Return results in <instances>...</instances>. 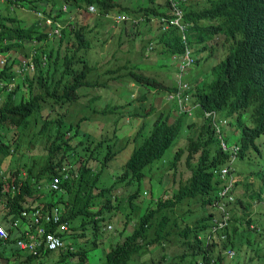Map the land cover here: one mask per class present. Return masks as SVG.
I'll use <instances>...</instances> for the list:
<instances>
[{"label":"trees","instance_id":"16d2710c","mask_svg":"<svg viewBox=\"0 0 264 264\" xmlns=\"http://www.w3.org/2000/svg\"><path fill=\"white\" fill-rule=\"evenodd\" d=\"M62 1L71 5L66 12L56 0H0V55L6 56L0 64V221L13 236L20 232L16 220L26 218L22 211L45 214L58 207L70 224L69 233L76 230V237L84 239L87 223L96 229L99 218L122 220L98 237L106 264H246L242 255L227 258L229 250L238 252L251 236L242 229L250 210L242 200L245 193L240 195L246 185L235 182L228 194H217L224 179L216 170L228 154L218 145L212 120L186 121L177 115L170 122L173 108L162 105L163 94L175 88L172 76L166 72L161 82L143 72L145 64L155 63L154 55L168 60L183 53L177 28H157L137 40L140 54L150 42L154 45L142 65L130 60L133 48L123 47L121 37L95 39L98 23L111 20L98 21L86 10L93 4L99 13L142 16L148 22L151 16L171 15L172 1ZM248 1L256 17L237 27L222 22V30L238 35L235 46L207 79L195 82L191 76L189 83L199 113L214 109L253 127L264 119V0ZM43 14L53 20L56 14L58 33L44 24ZM138 30L136 26L126 32L130 41ZM186 38L191 44L188 32ZM21 55L32 64L24 76ZM128 77L136 89L124 84ZM87 121L89 130L81 127ZM195 125L197 134L192 132ZM131 144L120 172L104 178L106 162ZM239 144L244 141L239 139ZM146 176L150 202L145 208L139 194ZM55 177L57 189L50 183ZM230 201L224 212L220 205ZM126 205L132 210L142 206L139 218L122 213ZM225 215L226 225L211 231L207 247L197 235ZM11 242L0 239V246ZM31 260L26 255L23 261Z\"/></svg>","mask_w":264,"mask_h":264},{"label":"clouds","instance_id":"9594fccd","mask_svg":"<svg viewBox=\"0 0 264 264\" xmlns=\"http://www.w3.org/2000/svg\"><path fill=\"white\" fill-rule=\"evenodd\" d=\"M170 1H172L170 8L171 15L151 16L148 22L147 18L142 16L133 17L130 15L110 14L105 12L99 13L93 4L87 5L86 10L90 14L97 15L99 18L98 21H102L106 18L111 20V22L104 21L98 23L94 31L96 35L104 36L105 39H111L112 37L115 38L116 31L113 30V26L114 24L122 23V30L117 37H121V41L124 40L122 34L127 37L125 41H127L130 47H135V50L133 48L132 54H130V60L142 65L145 64L142 61V58L147 59L152 55L154 45L150 42L142 51V54H140L137 51L140 48V44L137 40L139 38H147L149 35L153 34L157 28L162 31H166L170 28H177L184 43V51L180 55H172L169 58L175 66V70L172 73L175 88L174 90L163 94V98L166 102L163 103L162 108L165 110L173 108V112L169 118L170 122H172L177 115H183L186 121H197L200 118H210L212 120L214 134L218 145L228 154L224 163L216 170L219 172L220 177L224 179L222 187L219 186L217 190V194H220V192L221 196L228 194V188L233 187L235 182L245 184V190H240V195L245 193L250 209L246 212L248 213L251 211L250 214L248 213V217L244 219L242 227V229L247 228L249 234H251L250 237L245 239L248 241L246 243L248 247L244 245V247L238 252L233 249L229 250L227 258H231L234 255H242L245 251L252 249L253 255H242L243 263L252 264V262L257 260V264H264V239L259 238L258 240H255L258 235L261 236L264 229V138L260 140V137L264 136V119L256 126L252 127L248 122L237 123L234 119L222 115L214 109L210 111L201 109L199 113L197 110L200 109V105L194 101L192 96L193 90L189 83L191 76L194 78L195 82H202L207 79L211 74V68L225 57L226 52L230 48L235 46L236 41L238 40V35H229L226 31L221 29V23L225 22L232 27H237L240 21L244 19L250 20L253 19V17H256L255 11L248 0ZM56 2L57 7L63 12H66L68 6H71L62 0H56ZM40 18H42L44 24L51 28L52 33H58L60 24L57 22L56 14L53 16L54 20L44 14L43 16L41 15ZM136 26L139 27L136 38L135 40L130 41L126 32L131 28L135 29ZM148 26H153L154 29L151 30ZM124 27H126L127 30L123 31ZM186 32H188L191 37V44L187 41ZM144 33H146V35ZM25 52H28V48ZM136 54L141 57L140 62L136 61ZM21 57L23 56L21 55ZM0 59H4L0 64L6 62V56L0 55ZM153 60L155 63L149 62L148 64H145L148 65V68L144 69L143 72L148 76L154 77L158 81L164 82V74L166 72L170 73V71L166 65L160 64L166 63L167 61L156 55L153 56ZM22 61L19 71L23 75L25 71L32 69V64L31 60L28 58H26L25 61ZM128 85L133 87V84ZM158 96L159 94H157V98ZM160 96L162 102V95ZM256 100L258 103H261L257 98ZM192 132L194 134L199 133V126L195 125ZM231 134L237 135V138L234 142L228 144L227 139H229ZM239 139L244 141L243 145L239 144ZM126 144H130V140ZM128 146L132 147V144L127 145V147ZM165 158L166 157H164V159ZM238 162H245L246 166L241 168L237 165ZM249 165H256V168L250 169L248 168ZM96 170L97 167L95 171ZM1 173L2 171L0 170V175ZM143 180L147 183L149 182L147 176ZM50 183L51 185L55 183L57 186L52 188L57 189L58 178H53ZM147 194H149L148 191H143V195ZM249 194L251 196H249ZM231 203L232 202L230 201L227 204H222L220 206L224 208V212H227L226 207ZM35 210H38L40 213L37 222L31 219L32 212ZM54 211L57 212L58 216L56 222L53 221L52 217ZM23 212H26L27 215H23ZM22 216L26 217L24 222H17L15 223V226L17 227L21 224L28 225L31 229L35 230V234L25 236L22 231H17L20 237V239H18V245L21 247L28 246L32 248V255H47L49 251L55 250L62 251L63 253H61V255H66L75 251H84L80 244L73 246L70 243L71 239H82L81 237H76V235H78L76 230L71 234L69 233L70 224L63 220L60 208L55 207L45 214L39 209L22 211ZM46 216H50V219L46 220ZM128 217L129 219H133L131 218L130 213H128ZM226 218L227 215L224 216V219L221 220L218 225H214L202 234H198V239L202 240V242L209 247L211 244V231H215L218 227L225 226ZM42 220L49 222L50 225H44L41 223ZM1 223L3 222L0 221V226L5 229L7 236L6 238L0 236V239L7 240L11 235L7 227H4ZM119 223L122 224V220L119 221L118 224ZM97 225L98 228L96 229L93 226L95 235L100 233L104 228L114 230L118 227L115 226L110 219L104 217L97 220ZM40 227L44 228L43 234H38V229ZM46 234H53L59 238L61 244L56 248H49L44 240ZM70 258L74 260V264L78 262L79 259L80 263L76 264H90L86 253H84V255H70Z\"/></svg>","mask_w":264,"mask_h":264},{"label":"rangeland","instance_id":"374dc122","mask_svg":"<svg viewBox=\"0 0 264 264\" xmlns=\"http://www.w3.org/2000/svg\"><path fill=\"white\" fill-rule=\"evenodd\" d=\"M33 3H38L36 1H34ZM17 13L18 11H20L19 9L16 10ZM26 15V13H25ZM29 16H30V22H32L33 20V14L32 12H29ZM125 25V24H124ZM122 27H123V24L120 23V24H114L113 26V30L116 31V34H115V38H117V36L119 35V33L121 32L122 30ZM146 35V33H144ZM95 39L96 38H100V39H105L104 36H100V35H94ZM122 38L124 40L123 41V47H126L127 45H129L127 43V41H125V39H127V37L125 35L122 34ZM134 50H135V47H133ZM130 53L132 54V49L130 51ZM22 60H26V58L23 56V57H20ZM136 58H137V62H140V59L141 57L136 54ZM166 64H167V68L168 70L170 71V75L172 76V73L174 72L175 70V66H174V63H172L169 59L166 60ZM27 72V71H25ZM25 73L22 75L24 76ZM133 84V88L136 89V84L133 83V81L128 77L126 79V81L124 82V84ZM158 100L161 101V96L159 95L158 96ZM90 123V121H87L85 122L84 124L82 123L81 124V127L84 128L85 126H87L88 124ZM86 129H90L89 126H87ZM98 131H96L97 133ZM94 133V134H96ZM237 138V135L235 134H231L229 136V143L231 144L232 142H234V140H236ZM264 136H261L260 137V140L263 139ZM132 149V147L128 146V147H125L123 148L114 158L112 159H109L108 162L106 163V165L104 166V168L102 169L101 171V174L103 175L104 178H106L107 180L109 178H111L112 176H114L115 174L119 173L123 164L125 163L126 159L128 158V154L130 153V150ZM168 152L170 151H167L166 152V155L164 157L167 158V155ZM237 165L239 167H245L246 166V163L245 162H238ZM248 168L250 169H253V168H256V165H249ZM144 181V180H143ZM154 186V185H153ZM147 182H143L142 183V189H141V192H140V197H139V200L142 202L143 201V204L145 205V208L147 206V203L150 202V196L149 194L147 195H143V191H149L147 190ZM130 190L133 189V188H129ZM152 194L155 195L157 194L156 191H152ZM247 197L244 196L242 197V200H247L246 199ZM122 213H130L131 214V218L135 219V218H139V214L142 213V206L139 207L138 210H136L135 208L132 210L131 207L129 205H126V206H123L122 208H120ZM191 209L192 211L195 213V218L197 217L196 216V209L195 207L191 206ZM249 214L251 213V211L248 212ZM111 222L115 225V226H120L121 224L119 223L118 224V221L113 217V219L111 220ZM86 236L84 239L82 240H77V239H71L70 240V243L73 245V246H77L78 244H80L81 248L85 251L86 253V256L90 262V264H100L104 258H103V245L99 243L100 239L98 237H100V233H98L97 235L94 234V229H93V226L92 224H87L86 225ZM259 238L261 239H264V229L262 231V234L261 236L258 235L255 240H258ZM108 242V241H106ZM244 247V246H243ZM246 247H248V245H246ZM242 255H253V252H252V249L248 250V251H245L244 254ZM252 264H257V260H255L254 262H252Z\"/></svg>","mask_w":264,"mask_h":264},{"label":"crops","instance_id":"0c3cea01","mask_svg":"<svg viewBox=\"0 0 264 264\" xmlns=\"http://www.w3.org/2000/svg\"><path fill=\"white\" fill-rule=\"evenodd\" d=\"M19 220H16V223L19 222ZM1 224L7 227L5 223ZM17 228L22 231L25 236L35 234V230L31 229L28 225L21 224L18 225ZM9 239H13V242L5 246H0V264H26V262L23 261L26 255L32 257L31 264H74V260L70 258V255H61L63 252L59 250L49 251L47 255H32V248L18 245V239H20V237L19 234L15 235V232ZM105 263L106 261L103 260L100 264Z\"/></svg>","mask_w":264,"mask_h":264},{"label":"built area","instance_id":"2783aa9c","mask_svg":"<svg viewBox=\"0 0 264 264\" xmlns=\"http://www.w3.org/2000/svg\"><path fill=\"white\" fill-rule=\"evenodd\" d=\"M3 61H4V59H0V62H3ZM56 186L57 185L55 183L52 184V187H56ZM39 214L40 213L38 210L33 211L31 219L34 220L35 222H37ZM23 215H27L26 212H23ZM52 217H53L54 222H56L58 220V216H57L56 211L53 212ZM49 219H50V216H46V220H49ZM43 233H44V228L40 227L38 229V234H43ZM0 236L2 238H6V236H7L5 229L1 226H0ZM44 240L47 243L49 248H56L57 246H59L61 244L59 238H57L53 234H46ZM20 244H22V243H20Z\"/></svg>","mask_w":264,"mask_h":264},{"label":"bare ground","instance_id":"6f19581e","mask_svg":"<svg viewBox=\"0 0 264 264\" xmlns=\"http://www.w3.org/2000/svg\"><path fill=\"white\" fill-rule=\"evenodd\" d=\"M103 245V244H102Z\"/></svg>","mask_w":264,"mask_h":264}]
</instances>
